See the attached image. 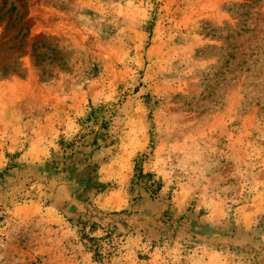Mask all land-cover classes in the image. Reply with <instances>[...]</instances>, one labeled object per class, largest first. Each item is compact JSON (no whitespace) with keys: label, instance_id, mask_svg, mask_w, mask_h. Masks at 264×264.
<instances>
[{"label":"rangeland","instance_id":"rangeland-1","mask_svg":"<svg viewBox=\"0 0 264 264\" xmlns=\"http://www.w3.org/2000/svg\"><path fill=\"white\" fill-rule=\"evenodd\" d=\"M0 264H264V0H0Z\"/></svg>","mask_w":264,"mask_h":264},{"label":"clouds","instance_id":"clouds-1","mask_svg":"<svg viewBox=\"0 0 264 264\" xmlns=\"http://www.w3.org/2000/svg\"><path fill=\"white\" fill-rule=\"evenodd\" d=\"M139 237H137L135 240H130V244H136L139 245ZM148 245H144V249L147 250Z\"/></svg>","mask_w":264,"mask_h":264}]
</instances>
